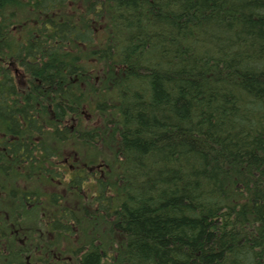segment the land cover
Masks as SVG:
<instances>
[{"label": "trees", "instance_id": "obj_1", "mask_svg": "<svg viewBox=\"0 0 264 264\" xmlns=\"http://www.w3.org/2000/svg\"><path fill=\"white\" fill-rule=\"evenodd\" d=\"M0 264H264V0H0Z\"/></svg>", "mask_w": 264, "mask_h": 264}]
</instances>
